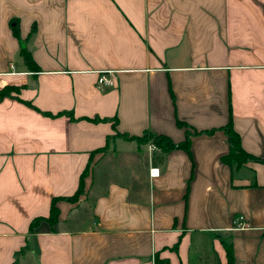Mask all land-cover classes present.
I'll return each instance as SVG.
<instances>
[{
  "label": "crops",
  "instance_id": "0c3cea01",
  "mask_svg": "<svg viewBox=\"0 0 264 264\" xmlns=\"http://www.w3.org/2000/svg\"><path fill=\"white\" fill-rule=\"evenodd\" d=\"M99 69L113 85L96 86ZM11 84L0 264H227V243L234 264H264V0H0ZM226 125L239 165L221 158ZM145 130L188 135L189 152L132 137ZM54 197L57 220L29 229Z\"/></svg>",
  "mask_w": 264,
  "mask_h": 264
},
{
  "label": "trees",
  "instance_id": "16d2710c",
  "mask_svg": "<svg viewBox=\"0 0 264 264\" xmlns=\"http://www.w3.org/2000/svg\"><path fill=\"white\" fill-rule=\"evenodd\" d=\"M20 48V53L22 56V60L24 63H27L33 67H37L35 65V63L32 61L30 52L28 50V48L25 47V45L23 46L22 44L19 46ZM16 87L14 85H4L0 88V97L4 96V95H8L11 89H15ZM69 116L71 117V114L68 113ZM89 119H92L94 121H98L100 120L97 116H93V117H87ZM224 130H226V134H227V140H228V144H229V151L225 154L221 155V158L224 159L226 162H228L229 164L232 165V163L236 160V165H239L240 162L247 157V154L241 149L240 145L238 144V135L237 132L234 129H231L229 125H226L224 127H222ZM133 138H136L138 141H145L147 139H151L152 140V144L154 146H157L159 149H162L163 151H166L170 148H173L174 146H179V147H183L187 152H189V136L187 135L186 138L181 141V142H177V143H173L170 138L163 134V133H159V134H155L153 132H149L147 130L144 131V133L140 136H136L133 135ZM101 149H104L103 146H101ZM164 156L162 153L160 154H155L151 157V161L152 162H156V163H160V162H164L163 161ZM240 159V160H238ZM242 159V160H241ZM88 166H85V168L81 171V173L79 174V183L76 187V189L73 191V194L68 196V198L70 200L76 199L77 196L80 194V192L82 191L83 188V177L86 175L87 170H88ZM56 202V198H52L50 201V205H49V213L46 216H35L33 217L30 222H29V229H33V227H35L36 225H38L37 223H39L41 220H46V222L49 225H52L56 220H57V216H58V208H56L55 205ZM226 247V255H227V264H234L233 261V257H232V247L230 246L229 243L225 244ZM26 248V247H25ZM25 248H21V251H23ZM152 264H168V258L166 256L163 257H159L158 254H155L154 259H153V263Z\"/></svg>",
  "mask_w": 264,
  "mask_h": 264
},
{
  "label": "built area",
  "instance_id": "2783aa9c",
  "mask_svg": "<svg viewBox=\"0 0 264 264\" xmlns=\"http://www.w3.org/2000/svg\"><path fill=\"white\" fill-rule=\"evenodd\" d=\"M14 72V70H11ZM10 71V72H11ZM110 69H99L97 72V78L95 81V84L97 87H106L111 86L114 83V77L111 75ZM159 172L158 168L156 166H150L148 169V173L150 175H157ZM234 224L236 226H247L248 223L244 220V217L241 214H237L233 220Z\"/></svg>",
  "mask_w": 264,
  "mask_h": 264
},
{
  "label": "rangeland",
  "instance_id": "374dc122",
  "mask_svg": "<svg viewBox=\"0 0 264 264\" xmlns=\"http://www.w3.org/2000/svg\"><path fill=\"white\" fill-rule=\"evenodd\" d=\"M148 141L150 142V143H152V140L151 139H148ZM238 160H240V159H238ZM242 160V159H241Z\"/></svg>",
  "mask_w": 264,
  "mask_h": 264
}]
</instances>
